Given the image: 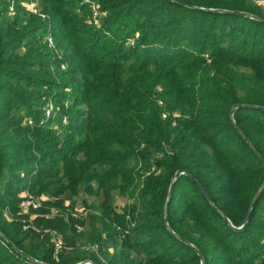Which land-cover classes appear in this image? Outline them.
<instances>
[{"label": "trees", "instance_id": "1", "mask_svg": "<svg viewBox=\"0 0 264 264\" xmlns=\"http://www.w3.org/2000/svg\"><path fill=\"white\" fill-rule=\"evenodd\" d=\"M22 2L0 0V264H35L5 238L43 264H264V23L185 6L264 0H94L100 27Z\"/></svg>", "mask_w": 264, "mask_h": 264}, {"label": "built area", "instance_id": "2", "mask_svg": "<svg viewBox=\"0 0 264 264\" xmlns=\"http://www.w3.org/2000/svg\"><path fill=\"white\" fill-rule=\"evenodd\" d=\"M4 1H6L7 3H10V8H9L10 14L13 15V12H14L13 1L14 0H4ZM81 2L83 5H85L88 8V11L90 13L91 22L95 26L100 27L102 16H101V13L98 10V6L94 2V0H81ZM22 3L24 5V8L26 10H28L30 13L37 15L42 19L48 18L45 14H43L41 12L42 7L40 5V0H23ZM45 40H46L48 48H50V49L55 48L54 40H53V37L50 33H48L46 35ZM129 44H131V46H132L134 44V41L133 40L130 41ZM61 67H62V69L65 68L64 66H61ZM65 106H67V102H66ZM45 107H46V111H45V114L43 116L44 119L40 120V122H39L40 126H43L48 119H51L59 111V108H56L58 106L53 104L52 101L47 102ZM26 123H28L29 125H32V121L30 119L26 120ZM63 123L64 124L66 123V118L63 119ZM24 193L25 192H23V197L19 203V208L21 209V211L23 213H28L29 209L36 210L41 206V202H40L39 198L34 197L28 191H26V194H24ZM57 213L58 212L56 210L51 209L50 213L46 214L45 217L46 218H53L57 215ZM31 217H33V219L35 218L34 216H31ZM30 218H29V220H30ZM29 220L26 223V225L23 227V229H28V227H29L28 223H31L33 221V220H31L29 222ZM54 246H55V251L57 252L60 249H62L63 242L59 239H56Z\"/></svg>", "mask_w": 264, "mask_h": 264}, {"label": "water", "instance_id": "3", "mask_svg": "<svg viewBox=\"0 0 264 264\" xmlns=\"http://www.w3.org/2000/svg\"><path fill=\"white\" fill-rule=\"evenodd\" d=\"M189 8H194V9H198V10H201V11H207V12H218V13H223V14H228V15H236V16H242V17H247L249 19H253V20H258L260 22H263V20L259 19V18H256V17H253L247 13H241V12H234V11H222V10H215V9H203V8H196V7H192V6H189V5H185ZM239 107H242V105H237L234 107V109L232 110V114L234 113L235 109L239 108ZM245 107H250V106H245ZM180 175H185V176H188L189 178L193 179V177L187 173V172H184V171H179L176 173V175L174 176V180L176 178H178ZM173 184H171V188H172ZM170 188V189H171ZM258 196V195H257ZM256 196V197H257ZM256 199V198H255ZM254 199V201H255ZM254 201L251 203L250 205V209H249V212H248V215L246 217V222L249 220V217H250V213H251V210H252V207H253V204H254ZM244 226L245 224H243L241 227L239 228H234L232 227L233 229L235 230H238V231H241L242 229H244ZM5 240L9 243V245L17 252L19 253L21 256H23L26 260L30 261V262H33L35 264H43V263H39L37 262L36 260L30 258L29 256H27L26 254L22 253L21 251H19L7 238H5ZM78 264H93L91 263L90 261H83V262H80ZM201 264H204L203 262Z\"/></svg>", "mask_w": 264, "mask_h": 264}, {"label": "rangeland", "instance_id": "4", "mask_svg": "<svg viewBox=\"0 0 264 264\" xmlns=\"http://www.w3.org/2000/svg\"><path fill=\"white\" fill-rule=\"evenodd\" d=\"M259 3L260 4H262V1H259ZM21 5H22V7H24V5H23V3H21ZM263 6V5H262ZM134 41V39L133 38H129V39H127L126 41V43H125V46L126 47H130L131 46V44H129V42L130 41ZM188 43V44H187ZM190 43V40L188 41H185V43L183 44V47L182 48H185V50L186 49H188V50H192L194 47L193 46H188V45H190L189 44ZM67 102H69V100H67ZM66 103V102H65ZM58 107H56V108H59V105H57ZM45 111H46V107L44 108V109H42V112H43V114H45ZM44 116V115H43ZM42 119H44V118H42ZM24 194H26V191H25V193ZM23 196H21V198H22ZM125 202H126V200H124V199H120L119 201L117 200V205L119 206V207H122L124 204H125ZM82 209V207H81V205H77V207H76V210H78V211H80ZM29 220V219H28ZM31 220H33V217H31L30 218V220H29V222L31 221Z\"/></svg>", "mask_w": 264, "mask_h": 264}]
</instances>
